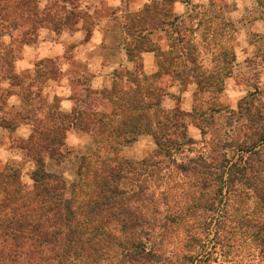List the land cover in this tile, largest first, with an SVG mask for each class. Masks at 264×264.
I'll use <instances>...</instances> for the list:
<instances>
[{"label":"rangeland","instance_id":"rangeland-1","mask_svg":"<svg viewBox=\"0 0 264 264\" xmlns=\"http://www.w3.org/2000/svg\"><path fill=\"white\" fill-rule=\"evenodd\" d=\"M37 1V10L42 14L51 13L55 9L61 16L70 13V11L75 14H83V18L78 19V22H81L80 25L86 32L91 31L94 20L82 8L80 0H73V6L67 4V1L58 0V8L55 5L53 7L54 0ZM215 4L219 9L210 10L209 8L210 13L196 4L188 9L186 16L184 15L185 18L189 14L194 17L190 24L191 27H189L192 30V41L194 46L199 49L198 59L208 72L213 69L212 60L214 57L216 59L219 49L231 51L234 56V62L231 65L232 74L224 79L220 92L211 95L204 91L203 94L200 93V96L194 97L192 108V110L196 109L194 122L185 120V132L192 145H181L177 150L171 149V157L170 155L157 157L154 139L151 135L146 134L152 137L153 149L142 159H130L125 154V148L130 147L137 139L127 146L120 145L117 151L105 153V155L108 154L110 160L117 158L135 165L134 174L124 180L121 187L127 191L128 188L134 190L139 185L146 188V200L142 203L144 208L141 210L145 225L135 237L138 239L139 245L150 253L151 258L145 264H264V142L261 146L263 148L256 152L252 150L245 153L243 148L245 144L249 146L256 140L254 134L258 128L263 127L264 129V38L258 40L259 50L254 59L248 60L247 58L242 63L236 64L237 60L231 40L233 27L238 25L232 23L231 20L229 22L226 20V18L228 19L224 16L226 10L220 0H216ZM260 6L264 8V0H253L252 6L247 8L250 10L246 9L244 16H249L256 21H264V11L260 9ZM217 13L222 17L224 23L231 25V32H228L227 28L224 29L222 31L224 38L220 45L216 46L215 41L217 43L218 39L215 38V41L212 38L207 39L208 36L203 34V28L223 27L219 18L212 19ZM127 15L130 14L117 16L113 27H124L127 23ZM185 18H183V23H178V27L184 29L185 26H188ZM239 18L240 16L235 17L234 21ZM198 23H201L200 28L197 27ZM13 25V23H8L7 27H0V73L1 76L7 78L11 87L17 88L23 108L27 109L26 113L30 117H35V129L27 140H13L14 147L23 150L24 161L6 163L2 165L0 171L5 168L16 170L22 186L30 189L33 185L32 174L36 166L35 159L41 153L39 159L44 158L41 169L61 177L63 182L70 186L76 183L79 178L72 158L95 154L97 152L95 140L92 135L86 133L91 137L92 144L81 150L69 148L64 142L66 131L62 139L61 130L69 122H72L73 109L71 112L63 114L57 106L45 104L38 89H35L36 84L30 83L26 87V82L17 75L15 62L20 55L21 47L33 43L40 32L44 30L56 34L63 31L70 32L76 25L70 26L73 27L72 30L64 28L58 33L49 27H31L33 28V30L31 29L32 33L28 35V42L25 43L18 42ZM242 25L240 24L239 27ZM253 25L254 23H252ZM136 30L138 29L136 28ZM254 39L255 37H251V40ZM131 41L132 45H130ZM132 47H134L132 38L124 40L122 48L126 60L133 65L132 69L128 70L125 65V67L116 69L112 87L109 90L91 91L90 95L92 94L93 97L86 102V106H90L94 100L103 104L105 101L102 98H108V93L113 91L115 84L119 88L126 85L128 80L123 74L139 73V80L144 77L141 75V68L136 63L137 60L132 57L138 54L135 50L131 53L129 51ZM109 51L111 50L109 49ZM40 70L44 76H56L57 74L53 62L43 64ZM234 71L245 74L246 80L236 82L235 86L240 87V93L230 97L225 90L229 85L227 80L233 76ZM162 81L165 82L166 79H162ZM82 82L86 81L82 80ZM140 83L143 84L141 81ZM161 83L163 84V82ZM189 84L195 85L192 82ZM176 85L180 89H185L188 84L176 83ZM183 85L185 86L183 87ZM230 85L233 86L232 81ZM30 86L31 88H29ZM11 91L13 90H0V127L9 132L18 124L19 118L18 111L5 109L4 100ZM211 98L215 99L211 100ZM77 99L82 100V96L80 95ZM212 104L216 109L220 107L221 113H211L209 108ZM241 105L242 110L246 108L251 116L261 114L262 120L255 116V120L252 118L247 120L246 117L239 118L237 112ZM109 109L111 110L112 106ZM164 111L172 112L173 109ZM201 131L204 132L203 135ZM140 135H145V133ZM61 139L63 147L59 149L54 144ZM175 139L176 142L180 141L178 136ZM45 143L51 145L48 150H57L61 157L56 154L55 159L45 158L44 152H38L37 146ZM52 143H54L53 146ZM119 144L122 143L119 142ZM42 156L43 158H41ZM142 163L146 165L140 166ZM202 164L207 167L226 165L229 171L222 175L221 181H216V178L212 177L210 182L206 181L202 186L198 174L201 172L197 166ZM144 171H151V175L146 182L142 181L141 183L140 181L145 175L138 178L136 174ZM213 172L220 174L218 171ZM79 188L80 191H75L70 200L75 211L76 207L82 204L80 208L82 214L86 206L92 204V200H97V190H91L81 184ZM88 189L92 192H89ZM129 205L135 207L136 203L131 201ZM81 214L75 217L82 220ZM113 235L123 243H128L132 238L128 233L122 234L119 229L113 232ZM121 264L128 263L123 260Z\"/></svg>","mask_w":264,"mask_h":264},{"label":"trees","instance_id":"trees-1","mask_svg":"<svg viewBox=\"0 0 264 264\" xmlns=\"http://www.w3.org/2000/svg\"><path fill=\"white\" fill-rule=\"evenodd\" d=\"M54 1L53 7L55 5L58 8V0ZM66 1L73 6V0L62 2ZM37 2L0 0V27L13 23L16 39L25 43L32 33L31 27H49L58 33L64 28L72 30L73 27L70 26H75L78 19L83 18V14L72 11L61 16L56 9L42 14L37 10ZM173 3L174 0H163L160 4L154 2L138 13L127 15L124 26L127 36L134 43L129 51L131 53L135 50L138 54L132 56L137 60L136 63L141 68L140 53L153 52L157 58L159 74L144 76L140 80L139 73L123 74L128 83L122 85V88L115 84L113 91L108 93V98H102L105 101L103 104L94 100L90 106H86V102L93 97L88 89V99L78 100L79 95L74 98L72 122L62 128V139L67 128H77L92 135L97 148L92 156L72 158L79 177L76 183L68 186L61 177L41 169L44 163L43 156V159H39L41 153L35 159L33 185L30 189L22 186L16 170L5 168L0 171V264H121L123 260L128 264H145L151 258L150 253L135 238L145 225L141 210L144 208L142 203L146 200V188L139 185L136 189L128 188L127 191L121 187L122 182L134 174L135 165L117 158L110 160L105 153L117 151L120 145L132 144L143 133L153 137L157 157H167L171 154V149L177 150L181 145H192L185 132V120L193 121L196 109L188 114L178 107L172 112H166L160 106L162 96L171 84L189 82L196 85L194 97L200 96L204 91L211 95L217 94L223 88L224 79L232 74L231 65L234 62L231 51L219 49L216 59L214 57L212 60L213 69L208 72L198 59L199 49L192 41V30L189 27L194 17L189 14L185 18L188 26L184 29L178 27V23H183L184 19H171ZM217 18L222 21V28H203L207 39H218L217 43L215 41L216 46L224 38V29L231 32V25L224 23L219 13L212 19ZM156 25L166 30V51L158 49L149 38L147 27ZM213 99L215 98H211ZM210 107L211 113H221L220 107L216 109L213 104ZM242 108V105L239 106L237 112L239 118L255 120V116L262 120L261 114L251 116L246 108ZM201 134L204 132L201 131ZM176 136L179 137V142H176ZM254 136L256 140L249 146L244 143L245 153L263 148V127L258 128ZM62 139L56 141V144L52 143V146L54 144L57 148H62ZM50 146L49 143L39 145L38 152H44L45 158L55 159L58 152L48 150ZM145 165L142 163L140 166ZM197 166L200 168L201 173L198 174L202 186L206 181L210 182L212 177L221 181L222 175L229 171L226 165ZM136 175L138 178L145 175L140 182H146L151 171ZM80 184L97 190V200H92V204L87 205L82 214V204L75 211L70 200L75 191H80ZM90 189L89 192H92ZM131 201L136 203L135 207L129 205ZM80 214L83 216L82 220L75 217ZM117 229L132 237L128 243L119 242L114 237L113 232Z\"/></svg>","mask_w":264,"mask_h":264},{"label":"crops","instance_id":"crops-1","mask_svg":"<svg viewBox=\"0 0 264 264\" xmlns=\"http://www.w3.org/2000/svg\"><path fill=\"white\" fill-rule=\"evenodd\" d=\"M215 1L174 0L171 6V19L185 18L188 9L196 4L206 10L209 8L218 10L219 7L216 6ZM220 1L226 10L224 13V16L228 17L226 20L228 22L231 20L232 23L238 25L233 27L231 40L237 60L236 64L242 63L247 58L248 60L254 59L259 50L258 40L264 38V21H256L249 16H244L246 9L252 6L253 0ZM154 2L160 4L163 0H80L82 8L94 20L91 31L86 32L79 21L70 32L63 31L59 34L49 32V30L40 32L33 43L21 47L20 55L15 62L17 75L26 82V87L30 83L36 84L35 89H38L45 104L57 106L63 114L71 112L74 108L75 96L81 95L83 99H86L85 89H88L89 92L109 90L112 87L116 69L125 66L128 70L132 69L133 65L126 60L122 48L124 40L130 38L125 32V27H113V24L117 16L138 13ZM260 7L264 11V8ZM237 16L240 18L234 21ZM252 23L255 27L252 26ZM240 24H243L242 27H239ZM147 29L153 45L161 51H166L168 48L166 30L159 25L147 27ZM251 37H255V39L251 40ZM47 62H53L56 66V76L42 74L40 68ZM140 64L142 76L150 77L159 74L157 58L153 52L140 53ZM245 78V74L235 72L227 80L229 83L225 90L227 95L233 97L240 93V87L235 84L238 80L244 81ZM82 80L86 82H82ZM231 81L233 86L230 85ZM195 88L193 84H188L185 89L171 84L167 87L166 94L161 98V108L172 110L178 107L182 112L190 113L194 104ZM4 89L14 91L6 95L5 109L18 111L19 118L18 124L11 132L0 127V169L6 163L24 161L23 150L14 147L13 140H27L35 129V117H30L26 113L27 109L23 108L17 88L11 87L7 78L1 76L0 73V90ZM64 142L73 150H81L92 144V139L77 128H69L65 132ZM152 149V137L146 134L139 135L134 144L125 148V154L130 159L138 160L146 156Z\"/></svg>","mask_w":264,"mask_h":264}]
</instances>
